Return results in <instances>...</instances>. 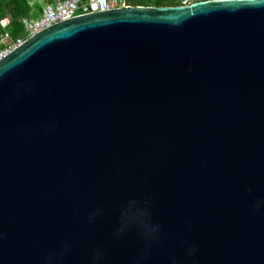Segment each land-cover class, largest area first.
<instances>
[{
  "label": "water",
  "instance_id": "95a60500",
  "mask_svg": "<svg viewBox=\"0 0 264 264\" xmlns=\"http://www.w3.org/2000/svg\"><path fill=\"white\" fill-rule=\"evenodd\" d=\"M0 264H264V0L90 12L2 58Z\"/></svg>",
  "mask_w": 264,
  "mask_h": 264
},
{
  "label": "built area",
  "instance_id": "2783aa9c",
  "mask_svg": "<svg viewBox=\"0 0 264 264\" xmlns=\"http://www.w3.org/2000/svg\"><path fill=\"white\" fill-rule=\"evenodd\" d=\"M180 6L190 5L196 0H176ZM126 0H53L45 4L41 13L36 17H25L21 20V26L25 37L13 39L6 30L9 18L0 20L3 32L0 33V60L7 56L12 49L18 47L24 40L41 30L67 19L100 12L111 8H129Z\"/></svg>",
  "mask_w": 264,
  "mask_h": 264
},
{
  "label": "trees",
  "instance_id": "16d2710c",
  "mask_svg": "<svg viewBox=\"0 0 264 264\" xmlns=\"http://www.w3.org/2000/svg\"><path fill=\"white\" fill-rule=\"evenodd\" d=\"M53 0H0V20L9 18L7 31L13 39L25 37L21 26V20L25 17H36L41 13L45 4ZM127 3L134 6H177L176 0H126ZM202 1V0H196ZM3 32L0 26V33Z\"/></svg>",
  "mask_w": 264,
  "mask_h": 264
},
{
  "label": "clouds",
  "instance_id": "9594fccd",
  "mask_svg": "<svg viewBox=\"0 0 264 264\" xmlns=\"http://www.w3.org/2000/svg\"><path fill=\"white\" fill-rule=\"evenodd\" d=\"M194 251H195V249H194V248L190 250V252H194Z\"/></svg>",
  "mask_w": 264,
  "mask_h": 264
}]
</instances>
